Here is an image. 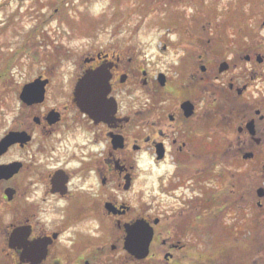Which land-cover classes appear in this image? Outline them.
Here are the masks:
<instances>
[{
  "label": "flooded vegetation",
  "instance_id": "flooded-vegetation-1",
  "mask_svg": "<svg viewBox=\"0 0 264 264\" xmlns=\"http://www.w3.org/2000/svg\"><path fill=\"white\" fill-rule=\"evenodd\" d=\"M238 1L239 48L0 54V264H264V0Z\"/></svg>",
  "mask_w": 264,
  "mask_h": 264
},
{
  "label": "rangeland",
  "instance_id": "rangeland-1",
  "mask_svg": "<svg viewBox=\"0 0 264 264\" xmlns=\"http://www.w3.org/2000/svg\"><path fill=\"white\" fill-rule=\"evenodd\" d=\"M241 6L238 0H0V54L47 48L62 62L64 53L81 57L89 48H141L167 63L185 52L256 39L257 27L236 11Z\"/></svg>",
  "mask_w": 264,
  "mask_h": 264
},
{
  "label": "water",
  "instance_id": "water-1",
  "mask_svg": "<svg viewBox=\"0 0 264 264\" xmlns=\"http://www.w3.org/2000/svg\"><path fill=\"white\" fill-rule=\"evenodd\" d=\"M100 76H102V74L98 73V72L94 73V74H90L87 76V77H90V79L96 78L92 82L93 87L95 89L88 91L87 94L85 95V97L83 98V103H82V101L80 102V104L83 108L90 111V113L94 117H97V118H103L107 114L108 110H112L113 108L114 109L116 108L112 103L107 104L106 93H105V91H101V89H100V87L103 85L101 83V81L99 80ZM86 80H88V79H86ZM104 108H106L104 111L105 113H103ZM151 237H152V235H150V238L146 242V249H148ZM130 238H131V241H133L135 239V234H132L130 236Z\"/></svg>",
  "mask_w": 264,
  "mask_h": 264
}]
</instances>
